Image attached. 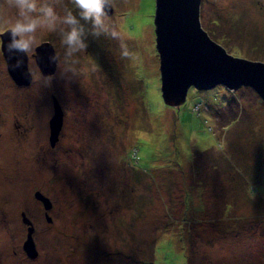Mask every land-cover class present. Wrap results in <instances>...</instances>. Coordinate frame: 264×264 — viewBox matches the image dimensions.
I'll list each match as a JSON object with an SVG mask.
<instances>
[{
  "label": "rangeland",
  "instance_id": "374dc122",
  "mask_svg": "<svg viewBox=\"0 0 264 264\" xmlns=\"http://www.w3.org/2000/svg\"><path fill=\"white\" fill-rule=\"evenodd\" d=\"M39 5L58 18L34 34L29 85L0 51V264H264L263 98L217 84L166 104L155 0H112L101 27L73 0ZM69 11L84 29L76 51L63 43ZM200 22L231 55L264 62V0H201ZM43 41L57 53L48 76ZM53 97L64 114L51 146Z\"/></svg>",
  "mask_w": 264,
  "mask_h": 264
},
{
  "label": "water",
  "instance_id": "95a60500",
  "mask_svg": "<svg viewBox=\"0 0 264 264\" xmlns=\"http://www.w3.org/2000/svg\"><path fill=\"white\" fill-rule=\"evenodd\" d=\"M201 0H155L156 45L160 54L162 96L166 104L178 106L184 101L190 86L209 89L222 84L229 89L242 85L252 87L264 100V62L248 60L231 55L211 39L200 22ZM113 9L108 13L110 15ZM3 55L12 79L18 85H29L27 54L9 49L10 37L3 36ZM19 62L20 67H15ZM36 62L45 76L56 71L57 53L50 41L36 46ZM54 113L50 118L49 142L54 146L59 139L63 124V109L53 97ZM34 196L45 209L52 207L51 200L41 191ZM22 220L28 227L23 248L35 258L38 251L33 240L34 226L24 211ZM48 219H50L47 216Z\"/></svg>",
  "mask_w": 264,
  "mask_h": 264
},
{
  "label": "clouds",
  "instance_id": "9594fccd",
  "mask_svg": "<svg viewBox=\"0 0 264 264\" xmlns=\"http://www.w3.org/2000/svg\"><path fill=\"white\" fill-rule=\"evenodd\" d=\"M73 3L80 10V17L91 21L95 27H101L104 18L112 10V0H73ZM7 9H14L16 12V19L10 25L5 23ZM57 18V13L52 6H38V0H2L0 2V51H3L2 38L7 34L10 37L8 48L27 54L34 45V34L37 30L46 24L50 30L54 31ZM61 22L69 26V30L64 33L63 43L68 45L71 51L84 48L85 45L81 39L84 29L77 17L69 11ZM124 55L128 56L129 53L125 52ZM15 67H20L19 62Z\"/></svg>",
  "mask_w": 264,
  "mask_h": 264
}]
</instances>
